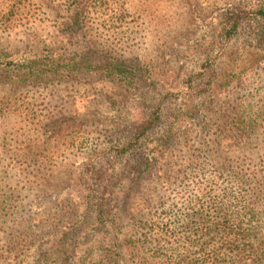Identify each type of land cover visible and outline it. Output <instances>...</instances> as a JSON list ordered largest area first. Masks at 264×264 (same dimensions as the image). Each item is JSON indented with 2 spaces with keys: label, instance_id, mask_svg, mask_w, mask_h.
Instances as JSON below:
<instances>
[{
  "label": "rangeland",
  "instance_id": "374dc122",
  "mask_svg": "<svg viewBox=\"0 0 264 264\" xmlns=\"http://www.w3.org/2000/svg\"><path fill=\"white\" fill-rule=\"evenodd\" d=\"M230 3L256 5L255 0H123L103 9L65 0H0V53L12 63L43 52L71 58L94 51L144 69L131 80L133 87L103 77L19 89L0 86V264H53L64 258L71 264H104L115 254L118 264L139 261L137 230L146 213L158 216L154 206L164 181L153 180L145 193L130 199L104 195L110 211L101 214L87 192L96 177L87 165L110 176L107 153L122 146L129 139L128 124L149 114L148 107L167 93L173 96L165 116L172 119L202 101L209 82L215 94L204 97L210 101L229 93L235 99L242 83L246 90L239 95L263 92L264 58L263 72L245 65L256 48L254 42L245 45L252 26H243L227 51L216 46L218 13ZM189 79L193 89L187 94ZM224 85L237 89L226 91ZM206 117L217 122L213 113L205 112ZM205 122L188 128L187 146L182 140L175 157L168 154L159 165L182 163L193 149L190 137ZM66 124L65 140L51 133ZM38 148L44 149L36 159L33 154V161L24 160L27 150L38 153Z\"/></svg>",
  "mask_w": 264,
  "mask_h": 264
},
{
  "label": "trees",
  "instance_id": "16d2710c",
  "mask_svg": "<svg viewBox=\"0 0 264 264\" xmlns=\"http://www.w3.org/2000/svg\"><path fill=\"white\" fill-rule=\"evenodd\" d=\"M65 1L79 6L99 4L104 9L123 0ZM255 1V8L230 3L219 10L216 46L227 51L241 28L252 26L245 45L254 42L256 48L248 53L245 65L251 72L259 68L263 72L264 0ZM75 19L79 22V13ZM77 20L74 26L79 27ZM0 60V86L14 89L84 77L114 78L133 87L131 80L144 72L135 64L94 51L71 58L43 52L20 63H12L0 53ZM214 66L215 63L208 64L204 74ZM235 83L241 88L239 78ZM187 84L188 94L193 89L191 80ZM242 84L235 99L229 93L219 96L224 100L210 101L209 97H204L215 94L209 82L201 92L203 100L179 110L178 114L170 116L172 119L165 116L166 103H171L169 98L173 96L167 93L148 107L149 114L142 113L138 120L128 124L129 139L122 146L115 145L112 151L109 148L107 156L112 160L110 166L113 165L110 176L105 172L100 174L101 167L87 165L88 172L96 174L88 182L87 192L95 197L94 207L101 214L110 211L104 195L130 199L135 194L145 193V186L151 182L164 181L161 184L165 188H160L163 192L154 206V214L158 216L148 218L150 214L146 213L145 220H141L142 227L137 230L141 244L134 250L140 259L133 264H264V90L254 95H239L246 90V84ZM237 86L220 87L227 91L228 87L236 90ZM205 112L213 113L217 122L210 123ZM205 119L200 131L190 137V141H194L190 145L193 149L186 152L182 163L160 166L168 154L175 157L176 145L182 140L185 145L189 141L185 138L190 131L188 128L202 125ZM181 122L187 124L182 127ZM67 127V124L58 127V131L53 128L51 133L65 140ZM160 127L158 137L156 132ZM43 149L38 148V153L26 149L24 160L33 161V154L36 159ZM169 181L176 185L172 187ZM101 188V195L96 197V191ZM113 247L115 251L120 248L117 239ZM118 263L116 254L104 262ZM53 264L71 262L64 258Z\"/></svg>",
  "mask_w": 264,
  "mask_h": 264
}]
</instances>
